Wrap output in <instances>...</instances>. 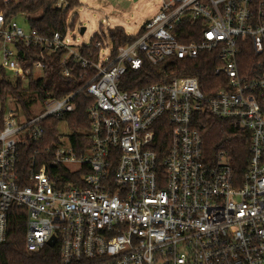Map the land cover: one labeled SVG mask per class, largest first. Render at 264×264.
Segmentation results:
<instances>
[{
	"label": "built area",
	"instance_id": "built-area-1",
	"mask_svg": "<svg viewBox=\"0 0 264 264\" xmlns=\"http://www.w3.org/2000/svg\"><path fill=\"white\" fill-rule=\"evenodd\" d=\"M68 5L59 0L54 7ZM184 20L202 21L200 39H179ZM141 30L115 53L101 36L94 55L89 45H73L68 29L44 36L0 13L1 68L27 84L30 76L43 77L44 53L63 52L62 76L77 78L79 69L84 80L65 96L37 98L31 114L15 99L6 108L0 245L16 205L27 209L26 251L37 253L54 237L57 264H264V0H163ZM18 44L41 51L33 70L24 69ZM201 53L216 55L220 81L209 95L193 76L121 89L127 71L141 69L144 60L158 65ZM81 92L91 102L87 145L79 151L67 121L55 129L46 123L73 113ZM200 113L249 132L243 182L225 152L206 159ZM161 127L168 139L162 156ZM58 165L83 171L81 184L51 176Z\"/></svg>",
	"mask_w": 264,
	"mask_h": 264
},
{
	"label": "trees",
	"instance_id": "trees-1",
	"mask_svg": "<svg viewBox=\"0 0 264 264\" xmlns=\"http://www.w3.org/2000/svg\"><path fill=\"white\" fill-rule=\"evenodd\" d=\"M58 1L18 0L5 5L0 0V13L6 17L14 16L15 18L19 15H24L31 29L38 31L41 35L52 36L55 32L64 33L68 29V15L71 10L80 5L79 0H66L69 5L67 9L62 10L54 7ZM254 1L258 2L261 0ZM72 28H74V25L71 26ZM203 29L204 26L201 20H197L194 23L184 20L177 27L179 39L185 43L200 39ZM141 33L142 30L137 35H128L122 26L109 29L108 37L112 44L113 53H115L118 46L133 43ZM101 38V36L95 35L90 45L87 46L94 55L99 51L98 48H95V44ZM18 52L25 70L32 69L34 62L42 55L40 50L28 49L22 44H18ZM62 54L63 52L55 54L44 53V75L37 80L30 76L28 87L24 86L20 78H16L17 81L13 83L7 76V70L0 67V130L3 128L4 110L11 100L15 99L21 105L23 112L31 114L30 106L37 98L42 100L51 96L62 97L77 90L82 85L84 80L78 78L79 69L74 71L77 78H65L62 76L61 72L64 68L61 65ZM216 64L215 53H201L196 59L171 58L158 65H152L147 60H144L141 69L127 71L122 80L121 89L133 91L155 83L169 81L174 77L193 76L198 79L201 89L209 95L211 90L218 87L220 81V77L215 74ZM75 102L76 109L73 113L63 119L50 120L46 124L50 128L55 129L60 122L67 121L70 130L74 132V145L77 150L82 151L87 145L84 133L88 132L90 126L87 108L91 99L86 98L84 93L81 92L77 94ZM197 121V125L203 129V150L206 159L216 157L221 151L225 152L227 161L234 168L237 182H243L251 157L249 152V132L235 129L228 121L216 118L209 113H200ZM156 136V140L161 147L160 155L162 156L168 145L167 134H165L163 127L157 131ZM24 167L25 169L27 168V163ZM48 171L51 176L59 174L66 181L71 177L76 184H81L83 181V171L71 173L66 167L60 165ZM26 226L27 209L16 205L12 206L9 212L8 238L5 243L0 245V264H57L60 258V247L58 244L54 246L46 245L37 253L26 251Z\"/></svg>",
	"mask_w": 264,
	"mask_h": 264
},
{
	"label": "rangeland",
	"instance_id": "rangeland-1",
	"mask_svg": "<svg viewBox=\"0 0 264 264\" xmlns=\"http://www.w3.org/2000/svg\"><path fill=\"white\" fill-rule=\"evenodd\" d=\"M80 5L71 10L67 17L68 36L73 45H90L95 35L106 36L107 51L112 44L108 37V30L122 26L128 35H137L144 25L153 19L161 10L163 0H79ZM15 20L24 28L30 29L24 15H19ZM74 28L71 29V26ZM84 31L82 32V30ZM105 50H102L104 54ZM2 52L0 49V66ZM9 79L15 83L16 77L11 71H6ZM42 75L37 71L36 77ZM24 86H28L23 82ZM11 103L8 102L7 107ZM1 111V106H0ZM7 113V110H4ZM64 133L68 130L67 124L61 126Z\"/></svg>",
	"mask_w": 264,
	"mask_h": 264
},
{
	"label": "water",
	"instance_id": "water-1",
	"mask_svg": "<svg viewBox=\"0 0 264 264\" xmlns=\"http://www.w3.org/2000/svg\"><path fill=\"white\" fill-rule=\"evenodd\" d=\"M84 31V29L82 30V32ZM54 243H55V238L53 237L50 241H49V245L50 246H53L54 245Z\"/></svg>",
	"mask_w": 264,
	"mask_h": 264
}]
</instances>
